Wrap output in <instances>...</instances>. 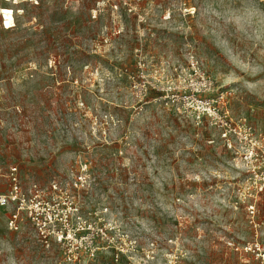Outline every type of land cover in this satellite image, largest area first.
Instances as JSON below:
<instances>
[{"label":"rangeland","instance_id":"374dc122","mask_svg":"<svg viewBox=\"0 0 264 264\" xmlns=\"http://www.w3.org/2000/svg\"><path fill=\"white\" fill-rule=\"evenodd\" d=\"M221 93L264 137V0H0V194L17 166L73 195L99 249L76 264H245L264 204L246 211L244 162L188 98ZM8 218L0 264H65Z\"/></svg>","mask_w":264,"mask_h":264},{"label":"built area","instance_id":"2783aa9c","mask_svg":"<svg viewBox=\"0 0 264 264\" xmlns=\"http://www.w3.org/2000/svg\"><path fill=\"white\" fill-rule=\"evenodd\" d=\"M196 79L198 94L212 87L213 82L206 74L199 73ZM188 98L194 102L196 124L199 125L205 118L208 126L218 129L227 149L239 155L244 162L248 174L244 190L247 194L246 211L250 216L259 214L258 206L264 204V168L261 163L264 137L254 136L246 127L233 124L227 113L221 111L219 106L226 105V93L219 94L216 99L199 97L197 94H191ZM0 208L9 210V231H18L24 219L42 244L52 243L61 248L65 264L93 258L99 250L94 234L89 233L90 224L81 214L75 197L56 182L46 188L34 182L25 184L18 167L11 166L6 174V189L0 194ZM96 233L101 242L103 231ZM260 237L255 231V240L244 247V252L251 255L245 264H264V245Z\"/></svg>","mask_w":264,"mask_h":264},{"label":"crops","instance_id":"0c3cea01","mask_svg":"<svg viewBox=\"0 0 264 264\" xmlns=\"http://www.w3.org/2000/svg\"><path fill=\"white\" fill-rule=\"evenodd\" d=\"M248 260H250V259H248Z\"/></svg>","mask_w":264,"mask_h":264}]
</instances>
